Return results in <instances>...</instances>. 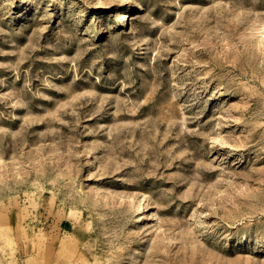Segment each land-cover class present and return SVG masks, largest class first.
Returning a JSON list of instances; mask_svg holds the SVG:
<instances>
[{"label": "rangeland", "instance_id": "1", "mask_svg": "<svg viewBox=\"0 0 264 264\" xmlns=\"http://www.w3.org/2000/svg\"><path fill=\"white\" fill-rule=\"evenodd\" d=\"M0 264H264V0H0Z\"/></svg>", "mask_w": 264, "mask_h": 264}, {"label": "bare ground", "instance_id": "2", "mask_svg": "<svg viewBox=\"0 0 264 264\" xmlns=\"http://www.w3.org/2000/svg\"><path fill=\"white\" fill-rule=\"evenodd\" d=\"M122 17H124V16L122 15ZM122 25H123V23H119V24H118V26H122Z\"/></svg>", "mask_w": 264, "mask_h": 264}]
</instances>
